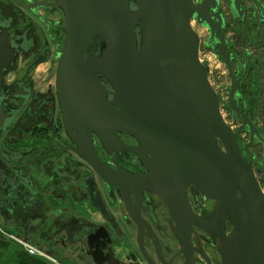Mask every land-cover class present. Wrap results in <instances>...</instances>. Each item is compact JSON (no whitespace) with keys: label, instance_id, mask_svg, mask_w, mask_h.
<instances>
[{"label":"water","instance_id":"water-1","mask_svg":"<svg viewBox=\"0 0 264 264\" xmlns=\"http://www.w3.org/2000/svg\"><path fill=\"white\" fill-rule=\"evenodd\" d=\"M257 1L264 5V0ZM216 2L57 0L64 14L65 38L56 58L55 88L72 149L101 180L112 182L114 176L97 157L92 133L109 152L125 148L137 155L147 172L122 177L123 185L134 189L141 183L158 195L182 247L191 242L183 233L197 228L214 240L220 264H264V192L251 163L241 155L238 133L223 119L218 95L208 78L209 67L200 60L201 38L192 26L195 22L207 29L211 38L214 28L209 11L215 12ZM230 3L236 14L239 1ZM13 54L8 41L1 38L3 131L12 118L1 106L3 73ZM235 92L233 82L230 105L233 113L240 114ZM249 126L252 137L264 145V139L251 123ZM117 132L131 136L138 146L123 145ZM0 187H9L5 195L0 191V203L6 208L16 201L15 196L19 198L18 193L31 198L34 191L29 179L16 170L10 179L0 169ZM87 190L93 207L113 223L93 185L87 183ZM25 191L29 194L24 195ZM201 199L213 203L211 219L193 210L191 201L199 208ZM18 204L24 205L23 200ZM133 218L140 223L138 216ZM111 226L120 234L118 225ZM137 227L138 236L144 235L143 227L151 230L150 225ZM102 228L99 230L104 232ZM101 233L97 230L87 236L88 244ZM91 254L94 264H116L100 249ZM145 258L148 264H155ZM185 258L184 264L192 263L186 253Z\"/></svg>","mask_w":264,"mask_h":264},{"label":"flooded vegetation","instance_id":"flooded-vegetation-1","mask_svg":"<svg viewBox=\"0 0 264 264\" xmlns=\"http://www.w3.org/2000/svg\"><path fill=\"white\" fill-rule=\"evenodd\" d=\"M238 1L236 14L231 11L230 0H217L215 12L209 11L213 16V36L210 38V32L201 27L204 35L200 36L199 55L209 67L208 78L218 95L223 119L238 133L236 142L241 155L251 163L264 192V145L249 131L251 123L264 139V5L257 0ZM56 2L0 0V40H7L9 49L14 52L3 73L1 106L12 118L5 130H0V169L10 179H14L15 170L20 172L29 179L34 190L31 198L18 193L19 198L15 196L12 205L5 208L0 203V207L12 216L27 214L33 217V211L45 215L51 208L47 202L50 199L64 202L68 196L98 211L89 199V183L102 198L113 223L98 211L103 222L92 224V229L85 231L82 239L79 256L85 264H94L91 254L94 249L115 259L116 264H148L145 255L155 264H163L162 259L165 264H184L185 253L190 257V264H207L201 252L212 264H220L215 242L204 230H186L183 235L191 242L182 247L173 230L175 224L170 213L158 195L144 189L141 183L135 185L137 190L126 189L128 185H123L122 177L142 176L147 172L137 155L125 148L109 152L92 133L97 157L114 176L112 182L106 183L72 149L74 145L64 126L55 88L56 58L65 38L64 14ZM212 58L217 60L219 69L221 66L220 71L215 72V82L210 80L211 68L207 63ZM233 82L238 90L234 101L247 120L231 109ZM106 87L110 89L108 84ZM117 136L127 147L138 146L129 135L117 132ZM115 177H120L121 182ZM8 189L0 187L4 195ZM28 194L29 191L24 192ZM22 200L24 205L18 204ZM191 205L200 217L211 219L214 207L211 201L201 199L199 208L192 201ZM135 215L140 223L133 218ZM111 225H118L120 234ZM137 225H150L151 230L143 227L144 235L138 236ZM226 225L229 231L230 224ZM97 230L105 233V237L103 233L98 234L97 238H91L89 245L87 236L91 237Z\"/></svg>","mask_w":264,"mask_h":264},{"label":"crops","instance_id":"crops-1","mask_svg":"<svg viewBox=\"0 0 264 264\" xmlns=\"http://www.w3.org/2000/svg\"><path fill=\"white\" fill-rule=\"evenodd\" d=\"M47 202L45 215L33 211V217L12 216L0 207V264H85L79 256L82 239L92 224L103 222L100 213L68 196ZM25 246L38 253L29 254Z\"/></svg>","mask_w":264,"mask_h":264},{"label":"rangeland","instance_id":"rangeland-1","mask_svg":"<svg viewBox=\"0 0 264 264\" xmlns=\"http://www.w3.org/2000/svg\"><path fill=\"white\" fill-rule=\"evenodd\" d=\"M192 23H194L196 25V27L198 26L196 31L198 32L199 36H201V38H202V35H204V33H200L199 29L201 27L199 25H197L195 22H192ZM98 51H99V48H98ZM200 57H201V55H200ZM207 63H209L210 68H211V73L209 74L210 75V80H211V82H213V81L215 82V80L217 79V76H216L217 73H218L217 71H220L221 66H220V69H219V65L217 63V60L214 59V58H212V60L207 62ZM215 72H217V73H215ZM51 78H52V76H51Z\"/></svg>","mask_w":264,"mask_h":264},{"label":"built area","instance_id":"built-area-1","mask_svg":"<svg viewBox=\"0 0 264 264\" xmlns=\"http://www.w3.org/2000/svg\"><path fill=\"white\" fill-rule=\"evenodd\" d=\"M25 248L27 249V252L31 255L38 253V250L32 246H25Z\"/></svg>","mask_w":264,"mask_h":264},{"label":"bare ground","instance_id":"bare-ground-1","mask_svg":"<svg viewBox=\"0 0 264 264\" xmlns=\"http://www.w3.org/2000/svg\"><path fill=\"white\" fill-rule=\"evenodd\" d=\"M192 26H193V28L195 29V30H197V27H196V25L194 24V23H192ZM200 28V27H199ZM205 29V28H204ZM199 31H200V33H204V31L200 28L199 29ZM203 36V35H202Z\"/></svg>","mask_w":264,"mask_h":264}]
</instances>
